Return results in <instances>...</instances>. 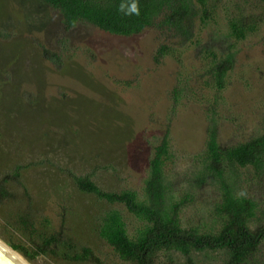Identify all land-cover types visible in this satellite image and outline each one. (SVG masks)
Wrapping results in <instances>:
<instances>
[{
	"label": "rangeland",
	"instance_id": "374dc122",
	"mask_svg": "<svg viewBox=\"0 0 264 264\" xmlns=\"http://www.w3.org/2000/svg\"><path fill=\"white\" fill-rule=\"evenodd\" d=\"M192 4L181 18L163 8L140 31L111 34L64 27L42 0H0V241L28 264H131L98 236V222L116 209L129 237L139 222L79 191L72 175L140 196L163 138L173 197L186 195L180 225L219 228V194L209 180L198 185L197 156L208 131L221 148L264 134V0ZM232 174L235 193L257 204L248 227L264 226V166ZM84 248L89 257L75 259ZM154 264L230 262L225 249L159 250ZM243 264H264V240Z\"/></svg>",
	"mask_w": 264,
	"mask_h": 264
},
{
	"label": "trees",
	"instance_id": "16d2710c",
	"mask_svg": "<svg viewBox=\"0 0 264 264\" xmlns=\"http://www.w3.org/2000/svg\"><path fill=\"white\" fill-rule=\"evenodd\" d=\"M55 9L62 18L64 27L88 23L111 34H127L140 31L149 25L163 9L171 15L183 17L192 2L203 5L204 0H135L140 14L124 15L118 5L126 6L134 0H42ZM231 33L241 38L243 33L234 22H229ZM225 59V64L229 63ZM225 65L216 67L215 76L220 79ZM166 140L153 148L148 161L147 174L143 180L141 195L123 189L119 192L100 190L88 177L73 176L76 188L95 195L108 204H122L139 222L133 237H129L124 222L116 209H108L99 218L97 233L112 247L122 260L131 264H154V254L175 250L186 255L190 251L225 249L229 252L230 264H243L264 240V226L251 230L247 222L254 216L255 201L235 193L232 168L249 166L259 171L264 166V134L255 135L245 142L221 148L215 140L214 131H208L205 147L197 158L200 169L195 179L198 185L209 180L219 194L213 205V215L219 221L214 232H201L196 227L180 225L178 211L185 203L186 195L174 198L170 183L164 174V163L170 157ZM230 167L231 170H224ZM75 259L89 257L88 249H82ZM90 259H92L90 257ZM95 259V258H93ZM92 259V260H93ZM95 261H97L95 259Z\"/></svg>",
	"mask_w": 264,
	"mask_h": 264
},
{
	"label": "water",
	"instance_id": "95a60500",
	"mask_svg": "<svg viewBox=\"0 0 264 264\" xmlns=\"http://www.w3.org/2000/svg\"><path fill=\"white\" fill-rule=\"evenodd\" d=\"M3 245V246H2ZM6 248L8 251H10L11 253H13L22 264H28L24 259H22L15 251H13L11 248H9L7 245H5L4 243H2L0 241V264H16L14 263L6 254H4L2 252L3 248Z\"/></svg>",
	"mask_w": 264,
	"mask_h": 264
},
{
	"label": "clouds",
	"instance_id": "9594fccd",
	"mask_svg": "<svg viewBox=\"0 0 264 264\" xmlns=\"http://www.w3.org/2000/svg\"><path fill=\"white\" fill-rule=\"evenodd\" d=\"M118 11L122 12L124 15H136L138 16L140 14V8L139 4L137 2H134L130 5H125L124 3H121L118 5Z\"/></svg>",
	"mask_w": 264,
	"mask_h": 264
},
{
	"label": "bare ground",
	"instance_id": "6f19581e",
	"mask_svg": "<svg viewBox=\"0 0 264 264\" xmlns=\"http://www.w3.org/2000/svg\"><path fill=\"white\" fill-rule=\"evenodd\" d=\"M3 246V245H2ZM3 248V247H2ZM2 252L6 254L14 263L16 264H22L20 260L10 251H8L6 248L2 249Z\"/></svg>",
	"mask_w": 264,
	"mask_h": 264
}]
</instances>
